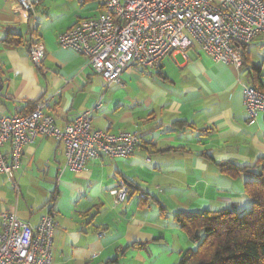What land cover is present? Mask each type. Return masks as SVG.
Returning a JSON list of instances; mask_svg holds the SVG:
<instances>
[{"label":"crops","instance_id":"1","mask_svg":"<svg viewBox=\"0 0 264 264\" xmlns=\"http://www.w3.org/2000/svg\"><path fill=\"white\" fill-rule=\"evenodd\" d=\"M31 1L30 13L15 0H0V115L43 103L62 128L93 110L94 127L134 133L139 144L128 157L101 155L72 172L64 168L62 144L35 138L23 146L13 182L0 174V214L15 213L32 225L52 214L53 264H175L194 243L173 214L235 210V201L248 199L244 177L221 172L216 163L245 166L264 156V113L250 118L243 103L242 85L257 65L250 43L249 61L240 67L191 46L157 68L128 67L118 83H107L85 56L57 42L78 20L102 14L101 0ZM31 27L45 48L40 68L25 44ZM7 31L21 36L17 43L4 41ZM9 147L4 143L2 151ZM121 181L135 189L115 204L111 191ZM40 190L46 200L35 205L30 196Z\"/></svg>","mask_w":264,"mask_h":264},{"label":"built area","instance_id":"2","mask_svg":"<svg viewBox=\"0 0 264 264\" xmlns=\"http://www.w3.org/2000/svg\"><path fill=\"white\" fill-rule=\"evenodd\" d=\"M30 13L31 0H15ZM104 12L82 18L58 35L62 47L87 59V66L107 83H118L128 67L157 68L176 51L196 46L216 62L242 66L241 45L257 37L264 40V0H101ZM45 48L39 37H31L28 57L41 67ZM243 103L250 118L264 113V91L242 85ZM100 102L97 103L99 107ZM93 110H85L59 128L45 104L30 111L0 115V174L13 182L20 166L23 146L37 137H54L63 146L64 168L83 170L105 155L130 156L139 138L134 133H109L92 124ZM9 143V152L2 151ZM128 186L121 181L113 189L115 204L123 202ZM143 195H140L142 197ZM55 220L44 215L36 225L15 213L0 214V264H53L52 232ZM99 234V236H101Z\"/></svg>","mask_w":264,"mask_h":264},{"label":"trees","instance_id":"3","mask_svg":"<svg viewBox=\"0 0 264 264\" xmlns=\"http://www.w3.org/2000/svg\"><path fill=\"white\" fill-rule=\"evenodd\" d=\"M29 29L26 47H29L35 30ZM4 36L7 43H17L21 37L12 31H7ZM246 47L247 44L241 45L242 65L249 61ZM250 67L253 72L247 74L249 85L264 91V84L259 80L260 66L251 64ZM216 164L221 172L244 177V193L251 200V208L243 213L229 208L174 213V222L194 243L175 264H264V156L251 165L238 166L230 161ZM129 187L135 189L128 186V191ZM142 195L141 199L145 198V194ZM159 210L164 212L165 208L160 205ZM137 245L142 244H133Z\"/></svg>","mask_w":264,"mask_h":264},{"label":"rangeland","instance_id":"4","mask_svg":"<svg viewBox=\"0 0 264 264\" xmlns=\"http://www.w3.org/2000/svg\"><path fill=\"white\" fill-rule=\"evenodd\" d=\"M250 60L257 65H264V40L259 36L249 44ZM45 191L40 190L37 194L30 196V199H35L33 202L35 205H42L46 198H44ZM246 198H248L246 196ZM239 202L242 204L238 206ZM235 210L243 213L251 208V200L242 199L235 201Z\"/></svg>","mask_w":264,"mask_h":264},{"label":"water","instance_id":"5","mask_svg":"<svg viewBox=\"0 0 264 264\" xmlns=\"http://www.w3.org/2000/svg\"><path fill=\"white\" fill-rule=\"evenodd\" d=\"M124 182V181H123ZM126 183V182H125Z\"/></svg>","mask_w":264,"mask_h":264}]
</instances>
